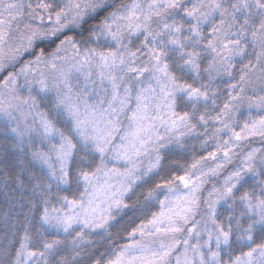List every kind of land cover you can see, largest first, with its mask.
<instances>
[{
	"label": "snow or ice",
	"instance_id": "snow-or-ice-1",
	"mask_svg": "<svg viewBox=\"0 0 264 264\" xmlns=\"http://www.w3.org/2000/svg\"><path fill=\"white\" fill-rule=\"evenodd\" d=\"M0 264H264V0H0Z\"/></svg>",
	"mask_w": 264,
	"mask_h": 264
}]
</instances>
